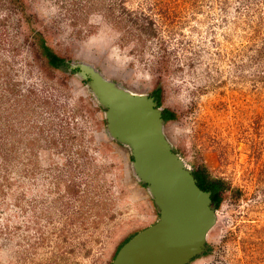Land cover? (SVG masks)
I'll use <instances>...</instances> for the list:
<instances>
[{
  "label": "rangeland",
  "instance_id": "obj_1",
  "mask_svg": "<svg viewBox=\"0 0 264 264\" xmlns=\"http://www.w3.org/2000/svg\"><path fill=\"white\" fill-rule=\"evenodd\" d=\"M71 62L175 114L174 152L221 182L189 264H264V0H0V264H111L158 218Z\"/></svg>",
  "mask_w": 264,
  "mask_h": 264
},
{
  "label": "water",
  "instance_id": "obj_2",
  "mask_svg": "<svg viewBox=\"0 0 264 264\" xmlns=\"http://www.w3.org/2000/svg\"><path fill=\"white\" fill-rule=\"evenodd\" d=\"M67 67L102 108L108 140L128 149L132 174L158 212L156 222L124 243L111 264H189L206 251L217 210L211 193L198 187L192 169L174 152L163 110L153 97L130 92L91 64Z\"/></svg>",
  "mask_w": 264,
  "mask_h": 264
},
{
  "label": "trees",
  "instance_id": "obj_3",
  "mask_svg": "<svg viewBox=\"0 0 264 264\" xmlns=\"http://www.w3.org/2000/svg\"><path fill=\"white\" fill-rule=\"evenodd\" d=\"M44 51H45L46 57L48 58L49 66H51L53 68H58V67L63 66L65 64V62L62 58L58 57L57 55L53 54L52 52H49L47 50V48H45ZM162 116H163V119L165 122L168 120H173L176 118L175 114H173L172 112L167 111V110L163 111ZM193 176L196 179L197 185L201 190L209 191L211 193L212 206H214L215 209L217 210L220 207L221 192L223 190L221 182L209 179L207 173L203 169L194 171ZM129 239L124 241V243H126Z\"/></svg>",
  "mask_w": 264,
  "mask_h": 264
}]
</instances>
